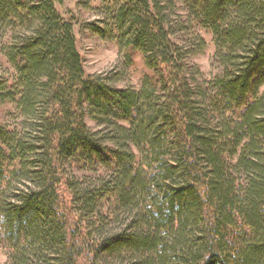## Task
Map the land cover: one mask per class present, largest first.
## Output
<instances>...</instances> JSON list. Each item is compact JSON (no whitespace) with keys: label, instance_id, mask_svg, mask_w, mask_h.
I'll list each match as a JSON object with an SVG mask.
<instances>
[{"label":"trees","instance_id":"16d2710c","mask_svg":"<svg viewBox=\"0 0 264 264\" xmlns=\"http://www.w3.org/2000/svg\"><path fill=\"white\" fill-rule=\"evenodd\" d=\"M102 2L86 75L62 0H0L5 264H264V0Z\"/></svg>","mask_w":264,"mask_h":264},{"label":"rangeland","instance_id":"374dc122","mask_svg":"<svg viewBox=\"0 0 264 264\" xmlns=\"http://www.w3.org/2000/svg\"><path fill=\"white\" fill-rule=\"evenodd\" d=\"M103 0H62V3L55 4L58 14L73 25L77 51L82 59L84 72L86 75L107 73L110 71H121L123 68L124 53L119 54L114 42L103 41L95 36L88 28L90 24H96L101 17L95 11L103 6ZM115 0H106L113 3ZM207 48L205 52L196 57L193 61L200 71L207 75L210 72V63L213 56V46L211 38L205 33H201ZM131 64L127 67V85L137 88L143 79L150 75L146 69L143 59L138 53L131 55ZM3 63V65H2ZM6 68L0 58V76ZM126 83H119L123 86ZM12 109L8 105H0V125L7 123L8 114ZM5 257L0 250V264H5Z\"/></svg>","mask_w":264,"mask_h":264}]
</instances>
